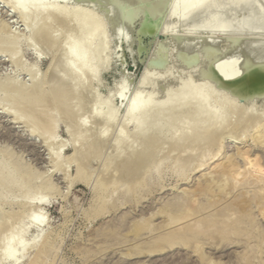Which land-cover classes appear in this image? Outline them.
Listing matches in <instances>:
<instances>
[{"label": "rangeland", "instance_id": "rangeland-1", "mask_svg": "<svg viewBox=\"0 0 264 264\" xmlns=\"http://www.w3.org/2000/svg\"><path fill=\"white\" fill-rule=\"evenodd\" d=\"M177 3L168 0L154 19L155 35L140 30L142 17L150 16L145 9L118 41L114 40L120 33L115 20L102 10L91 15L87 7H69L72 16L67 28L49 20L53 25L49 31L58 39L48 49L37 37L44 17L38 16L40 25L32 27L6 0H0V38L15 39L16 43H11L18 44V52L13 43V53L0 49V157L12 161L15 172L27 173L31 181L0 187V223L6 229L8 223L13 227L10 232L2 228L4 233L0 228V264H13L5 261L12 251L25 255L20 264H264V102L258 98L246 103L229 95L225 87L206 84L202 71L207 63L188 72L176 64L173 55L180 38L254 39L261 32L178 27ZM60 9L63 7L58 6ZM80 15L82 21L77 20ZM91 19L96 22L94 39L90 38ZM72 43L76 49L88 45L87 53L79 54L75 64L86 86L83 90L80 85V99L73 103H77L78 112L72 118H66L63 111H58L63 112L62 117L53 112L52 116L56 113L54 117L59 118L55 132L50 128L52 122L41 124L43 107L30 118L29 114L23 117L26 120H13V115L23 111L10 101L13 92H4L3 86L14 83L30 89L33 82L46 81L48 87L54 85L50 63ZM96 51L101 52L95 53L98 69L93 68L96 60L91 55ZM12 54L17 57L15 63ZM157 57H167L162 72L151 64ZM145 77L148 83L144 88ZM122 78L129 79L131 85L125 92L122 87L127 80L121 82ZM141 91L143 99L152 100L151 105L130 116ZM5 106L13 115L4 113ZM243 113L257 120L240 135L227 133L222 138L229 128L239 127ZM75 118L82 121L75 122ZM95 118L99 125L109 121L107 129L103 124V133H98L102 125L99 129ZM183 135L188 140L178 141ZM208 138H215L214 144L202 146L197 160L182 167L183 148L206 143ZM151 140L157 142L155 157L143 170L145 164L139 165L137 157L149 148ZM96 143L100 149L93 152ZM75 148L81 152L71 160ZM196 162L202 163L198 170ZM80 163L85 169L79 173ZM215 208L223 217H206L216 215L212 213ZM171 211H185L186 220L176 223ZM196 222H201L200 228ZM8 240L11 243L4 247Z\"/></svg>", "mask_w": 264, "mask_h": 264}, {"label": "bare ground", "instance_id": "bare-ground-1", "mask_svg": "<svg viewBox=\"0 0 264 264\" xmlns=\"http://www.w3.org/2000/svg\"><path fill=\"white\" fill-rule=\"evenodd\" d=\"M167 3H168V0H6V4L12 9V11L19 14L21 16L20 17L21 19L25 18V20H27L29 22V25L32 27H37L38 25H40V23H38V20H37L38 16L44 17L43 22L41 23V27H40L41 30L37 32V37H38V40L43 42V44L46 45V47L48 49H52L55 45V42H56L55 39H58V37L54 39L53 38L54 36L49 31V28L50 27L52 28V26H53L52 23L49 22V20L51 21V19H54L57 22L58 26H61L63 29H64V27L67 28V25L69 24V20L71 19L70 17L72 16L69 13V7H74V6H76L78 8L87 7L88 12L91 15H94L97 12H101V10H102L104 15L107 16L110 20H113V19L115 20L120 33L116 37H114V40L118 41V40H120L121 35H124V34L126 35L128 33L129 27H130V25H132V22H134V20H136L141 15V12L145 11V9L150 14V16H143L142 17V20H141L142 25H141L140 30H141L142 34L144 33V34L155 35L157 32V28L155 26V20L154 19L159 18V16L161 15L163 10L165 9V6L167 5ZM58 6H62L63 9L57 10ZM115 12L117 13V15L115 14ZM176 14L178 15V22L176 23L177 26L190 28L192 30H202V31H208V32H227V31H230L232 29H236V28L240 29L241 28L243 30H258L259 32H261V33H259L261 35L258 34L259 36L254 37V39H247V38L246 39H235V40L234 39L228 40L225 38L213 39L212 36H208L206 38H201V37L200 38H195V37L180 38L179 40H176L177 43L175 46V52H174L175 54H173V55H174V58L176 60L175 61L176 64H178V66L180 65L181 67L182 66L185 67V69L188 72H191L192 70L196 69L197 66L199 67L201 62H204L203 65L205 63H207L206 68L203 69L204 71H202L203 76L205 77V78L204 77L203 78H204L206 84H208L212 87H215V88L220 87V86L225 87L229 91L228 92L229 95L236 97L237 99H243L246 101V103H247V101L249 103L250 101H253V100L258 99V98L262 99L264 102V35H262L264 33V0H178L177 7H176ZM82 16L83 15L78 16L77 20L82 21ZM124 16H127L128 18L127 17L125 18ZM125 19H126V21H125ZM70 23H71V21H70ZM89 23L91 25L90 38L94 39L95 38L94 31H95L96 22L94 21V19H91V20H89ZM5 24L7 25L8 23L6 22ZM70 25H68V26H70ZM58 26H57V28H59ZM0 27H1V25H0ZM54 30H56V29H54ZM60 30H62V29L60 28ZM11 35H12V33H11ZM35 35H36V33H35ZM16 36L18 37V35H16ZM17 37H15V38H17ZM9 40L7 37L6 38L5 37L0 38V49L4 50L6 52L11 51L13 53L12 50L14 49V51H15V49H16V51H17V48H18V44H16L14 46V43H13V42L16 43L17 40H15V39H14L15 41L12 39H9ZM11 41H13L12 42L13 43V49L11 47V45H12ZM16 46H17V48H16ZM75 47L76 46L74 45V43H72V45L70 47L65 48V49L62 48L63 50L61 51L59 57L53 58V60L51 61L48 70H49V72H52L53 78H54V76L56 78L54 85L52 84V86L50 85L48 87L47 81L44 83L33 82L34 85L32 88L25 89L24 86H22V85L20 86V85L14 84V83L5 84L3 86V89H4L3 91L6 92L5 90H9V91H11V93L13 92L12 94H14V95L11 97L10 92L7 91L10 94L9 97L12 98V99H10V101L12 100V103L15 104V106H16V104H17V106L20 105L21 111H23L22 114L24 116L22 114L13 115L11 112H9V111H11L10 108L8 111V109L6 107V106L9 107V103H8V105L5 106L7 110L4 113L9 114V115L12 114L13 120H16L18 122L21 120L23 121L25 119L23 117H25L27 114H29V116H28L29 118L31 115L34 116V114L37 112V110L41 109L43 107L44 109L40 110L41 115L43 114L42 118H41V120H42L41 124L44 125V123H46V122H48V123H49V121L52 122V123H50V125L53 124V126H50V128L53 127L52 128L53 132H55L54 130L57 129L56 125L58 126V119L59 118L56 119L54 117L56 115V113H58V111H63L65 114L64 116H66V115L68 116L66 118H69V117L72 118L73 114H76L78 112L77 110L79 109V108L78 109L75 108V105L77 103H75V105H73V103L80 99L81 93L79 91V87H80V85L85 83V81L82 80L83 79L82 76H80L79 72L75 69V64L80 60L79 54L82 56V54H84V52H85V54L87 53L88 45L85 49H83L81 45L77 49ZM101 48L103 49V46H101ZM97 52H98V54L101 53L100 51H96V52H94V54H91L94 56V59L96 60V64H95V61L93 64V68H96V69H98V66H97L98 62L96 59L97 58V56H96ZM17 54H19V53H17ZM53 55H55V54H53ZM7 56H9V55H7ZM14 56L12 54L11 61L15 63L17 61V57H14ZM39 58H40V56H39ZM157 58L158 59H155L154 62L152 60L151 64L156 65L157 66L156 68L161 69L160 72H162V69L166 68L167 57H163V58L157 57ZM5 62H6V60H5ZM149 63H148L147 68H151V67H149ZM151 64H150V66H152ZM98 65H99V63H98ZM100 66H101V64H100ZM16 67H15V69H16ZM203 67H205V65L202 66L201 68H203ZM145 68H146V66H145ZM153 68H154V66H153ZM147 70L153 71V69H147ZM29 72L30 71H28V73ZM209 72L212 73V76L208 75ZM150 73H151V71H150ZM33 74L34 73H31V76L35 75V74L34 75ZM144 74H146V73H144ZM147 76H149V75L147 74ZM123 79L127 80V81L123 82ZM34 80H36V79H34ZM46 80H47V78H46ZM40 81H42V79ZM50 81H51V79H50ZM83 81H84V83H83ZM128 81H129V79H127V78H122V80H121V82H123V87H122L123 92L128 90L129 86H131L130 81L129 82ZM142 81L144 82L143 87H144V85H147V83H148L147 77H145V81L144 80H142ZM145 82H147V83H145ZM84 85H82L81 88ZM84 87H86V86H84ZM84 87L82 88L83 90H84ZM81 88H80V90H81ZM87 91H88V88H87ZM142 91H146V90L143 89ZM142 91L140 92L141 95L140 96L138 95L139 97H136V99L133 102V105H132L130 112H129L130 116H133L135 113H138L142 110H146L151 105L150 102L152 100L149 102L148 100L147 101L145 100V98H146L145 96H144L145 97L144 99L141 97L142 94H144ZM152 91H155V93H156V90L153 89V90H151V92ZM148 92H149V90L147 89V92L145 94H147ZM8 93H5L6 94L5 96H7ZM89 93H91V91ZM87 94H86V96H87ZM90 95H89V97H91L93 99L92 95L91 96ZM150 95L152 96L154 94H150ZM91 98H89V99H91ZM6 99H8V98H6ZM87 99H88V97H87ZM89 99H88V101H90ZM80 101H78V102L82 103V101H83L82 98ZM1 102H0V104H1ZM92 102L93 101H90V103H92ZM4 103H6V102H4ZM13 104H11V105H13ZM1 106L2 105H0V107ZM39 107H41V108H39ZM14 110H12V112H14ZM40 111H38V112H40ZM42 111L44 113H42ZM53 112H56V113H54L55 114L54 116H52ZM89 112L93 113L92 110ZM59 113H58V115H59ZM62 113H60L61 117L63 116ZM39 114H37V115H39ZM93 115H95V114L93 113ZM243 116H244V118L236 130L229 128L228 130H226V132L221 137L223 138L225 136V134H227V133H229L228 135L232 134L233 136L234 135L238 136V134L240 133L241 130H243L247 125H250L257 120V117H255V116L254 117H247L246 113H243ZM74 117H76V116H74ZM80 117H82V116H80ZM78 119L75 118L74 119L75 122ZM93 119H94V116L92 117V120ZM35 120H36V118H35ZM66 120H68V119H66ZM68 121H70V120H68ZM79 121H82V120L79 119ZM39 122H40V120H39ZM96 122L99 125L100 120L98 123V121L96 119ZM108 122H106V124H104L105 122L104 123L102 122L104 124V129L108 128L107 127V126H109ZM70 123H72V122L70 121ZM41 124L39 126H41ZM97 124H96V126H97ZM103 124H101L102 127H101V125H99V129H100V127H101V130L103 129ZM46 125L48 126V124H46ZM94 125H93V127H95ZM70 126H72V125L70 124ZM70 126H68V130H69ZM73 127H75V126H73ZM227 127H229V125ZM40 128H42V127H40ZM38 130H40V129H38ZM72 131H74V129ZM90 131H92V128ZM36 132L34 131V133H36ZM99 132L103 133V130L98 131V133ZM49 133H50V131H49ZM47 134H48V132H47ZM52 134L53 133H51V136H52ZM51 136H50V138H49V136H47V138H49L50 141H52ZM49 139H48V141H49ZM92 139H94V138H92ZM214 139L215 138H210L206 143H201L198 146H196V145L189 146L188 145L187 147H184L183 151H182L184 154L182 155V158L180 159L181 161L179 160L180 165L183 167V166H185L191 162H195L197 160V155L199 154V149L202 146H206V147L210 146L211 147L214 144V141H215ZM177 140L181 141V142H183V141L186 142L188 139L186 136L183 135V136L179 137ZM44 141H46V143H47L46 147L47 146L50 147L49 142L47 140H44ZM97 141L99 142L98 139H97ZM97 141H93V142L95 143ZM156 144H157L156 141L151 140V142L149 143V148L147 150H145L144 152H141V154L137 157L139 159V161L137 160L139 165L145 164L144 166H141L143 170H146V167H147L146 163H148V161H150V159H153L155 157L154 147L156 146ZM91 145H93V144H91ZM102 145H103V142H102ZM77 146L78 145H76V147ZM101 148H102V146H101ZM92 149H93V152H98L100 149V143L94 144ZM79 151H80V149L75 148L73 155L71 156V160H74L78 156ZM2 158L3 157H0V187L4 186L6 188H11L14 185H16L18 182H21V180L25 183L26 182L31 183L30 180H27V178H28L27 173L22 174V173L18 172V174H17L15 172V170H16L15 164L11 163L12 161L10 163L7 162L6 158H4L5 160H3ZM84 158H85V156H84ZM135 159H136V157H135ZM58 160H60V158H58ZM81 160L79 162L84 164V161L82 162ZM85 161H86V158H85ZM87 161H89V160H87ZM129 163H130V161H129ZM136 164H137V162H136ZM197 164H196L197 166L194 167L195 170L200 169L202 166V163L201 164L197 163ZM84 169H85V167L83 168V166L81 164L78 167V172L80 173ZM19 176H21V178ZM217 210H216V208L214 211L211 210L212 213L216 212V215H215V213H214V215L207 214L206 217H212L214 219H219V218L221 219L223 217V215L219 210H218L219 212H217ZM171 212L173 214H175L173 217V221H175L176 223H179L180 221L183 222L184 220H186V217L184 216L186 214L185 211H181L180 214H178V212H175V211H171ZM200 223L201 222L195 223L196 228H200V226H198ZM1 224H2V222L0 223V228L1 229L3 228L7 232H8V230L10 232V230L13 229V227H10L9 223H8V227H9L8 229H6L4 224H2V225ZM1 229H0V231H1ZM3 229L1 231V233H4ZM10 243H11V240L5 241L3 243L4 247L9 246ZM0 245H1V243H0ZM25 250H26V246H23L22 247V253L23 254H24ZM13 252L14 251L9 253L8 256L5 257V261H9L13 264H20L21 258H24L25 255H22V257H21V255L18 256L15 252L14 253ZM31 264H35V262H32Z\"/></svg>", "mask_w": 264, "mask_h": 264}]
</instances>
